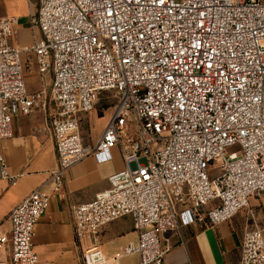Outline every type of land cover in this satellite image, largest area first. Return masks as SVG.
<instances>
[{"label": "built area", "instance_id": "built-area-1", "mask_svg": "<svg viewBox=\"0 0 264 264\" xmlns=\"http://www.w3.org/2000/svg\"><path fill=\"white\" fill-rule=\"evenodd\" d=\"M16 22L0 16V138L42 111L56 165L50 192L36 188L8 213L0 264H38L34 228L65 172L87 155L111 160L115 146L125 168L71 205L74 236L95 238L82 264H162L165 233L217 226L264 194V0H38L30 45L13 42ZM33 66L48 87L27 88ZM105 91L117 101L97 142L84 143L79 116ZM0 177L18 180L2 154ZM123 216L136 239L108 256L96 236ZM238 264H264L258 227L244 230Z\"/></svg>", "mask_w": 264, "mask_h": 264}, {"label": "crops", "instance_id": "crops-1", "mask_svg": "<svg viewBox=\"0 0 264 264\" xmlns=\"http://www.w3.org/2000/svg\"><path fill=\"white\" fill-rule=\"evenodd\" d=\"M37 4L38 0H0V16L17 17L15 44L30 45L40 35L38 27L31 22ZM25 82L29 90H37L49 86L50 76L40 75L33 66L25 72ZM92 110L85 115L87 122L95 116ZM108 117L97 133L91 137L84 135V143L94 145L97 142ZM0 154L5 157L10 173L18 175L15 184L0 177V230L6 231L9 229L6 217L13 206L36 188L50 192L48 179L56 165V153L44 113L38 111L14 118L12 135L0 138ZM111 155V160L102 163L93 155H87L65 172L62 192L52 195L48 209L34 228L33 244L38 264H82V251L94 243L95 238L74 236L71 205L91 200L97 192L108 188L111 174L125 168L119 146L111 149ZM254 226L261 229L264 236V194L251 197L246 210L217 226L192 224L183 227V239L175 231L165 233L171 246L162 264H238L242 234L247 227ZM136 235L132 218L123 216L101 228L96 240L106 255L111 256L128 241L135 240ZM162 245L165 246V241ZM138 263L137 255L121 258L119 262Z\"/></svg>", "mask_w": 264, "mask_h": 264}, {"label": "rangeland", "instance_id": "rangeland-1", "mask_svg": "<svg viewBox=\"0 0 264 264\" xmlns=\"http://www.w3.org/2000/svg\"><path fill=\"white\" fill-rule=\"evenodd\" d=\"M111 94L109 98L105 99V96ZM112 91H105L100 95L99 99L95 103V109L92 110V113L95 116L88 119V122L85 118V115L88 116V113H83V116L80 120V132L81 137L84 138V135L91 137L93 134L97 133L98 130L102 127V124L105 119H107L111 108L114 103L117 101V96L113 95ZM131 132L133 133V129L131 128Z\"/></svg>", "mask_w": 264, "mask_h": 264}]
</instances>
